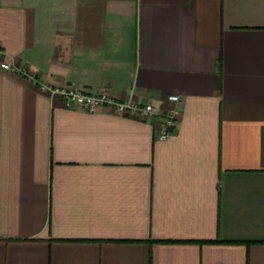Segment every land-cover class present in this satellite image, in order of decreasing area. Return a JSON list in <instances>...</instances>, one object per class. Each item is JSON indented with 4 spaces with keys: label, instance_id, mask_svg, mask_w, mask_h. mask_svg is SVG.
<instances>
[{
    "label": "crops",
    "instance_id": "crops-1",
    "mask_svg": "<svg viewBox=\"0 0 264 264\" xmlns=\"http://www.w3.org/2000/svg\"><path fill=\"white\" fill-rule=\"evenodd\" d=\"M0 264H264V0H0Z\"/></svg>",
    "mask_w": 264,
    "mask_h": 264
},
{
    "label": "built area",
    "instance_id": "built-area-1",
    "mask_svg": "<svg viewBox=\"0 0 264 264\" xmlns=\"http://www.w3.org/2000/svg\"><path fill=\"white\" fill-rule=\"evenodd\" d=\"M2 69L13 75H28L24 69L14 63H3ZM31 82L39 84L42 91L50 93L51 97L62 99L67 105H76L81 110L94 114L100 109L107 107L118 114H128L137 117L143 121L150 120L156 116L162 117V132L157 137L159 141H166L172 132L178 127L182 117L181 98L178 95H172L167 98L171 104L170 110L165 113H159L153 104L140 105L134 101H118L107 91L99 94H85L80 89L69 87H51L40 84L36 78L30 77Z\"/></svg>",
    "mask_w": 264,
    "mask_h": 264
}]
</instances>
